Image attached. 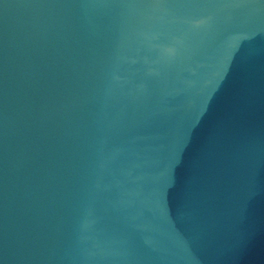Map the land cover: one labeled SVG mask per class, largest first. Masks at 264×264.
Here are the masks:
<instances>
[{
    "label": "water",
    "instance_id": "water-1",
    "mask_svg": "<svg viewBox=\"0 0 264 264\" xmlns=\"http://www.w3.org/2000/svg\"><path fill=\"white\" fill-rule=\"evenodd\" d=\"M0 264H264V0H0Z\"/></svg>",
    "mask_w": 264,
    "mask_h": 264
}]
</instances>
